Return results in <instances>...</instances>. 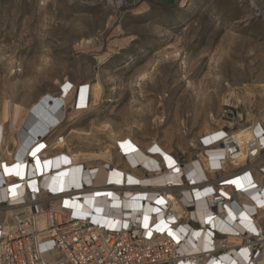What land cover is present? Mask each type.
Wrapping results in <instances>:
<instances>
[{"label":"rangeland","instance_id":"rangeland-1","mask_svg":"<svg viewBox=\"0 0 264 264\" xmlns=\"http://www.w3.org/2000/svg\"><path fill=\"white\" fill-rule=\"evenodd\" d=\"M96 82L102 98L77 110L79 89L89 95ZM259 83L264 17L250 0H0V154L9 161L28 109L69 84L65 119L45 139L74 153L109 151L125 168L118 150L129 139L188 156L217 128L264 118V101L244 87Z\"/></svg>","mask_w":264,"mask_h":264},{"label":"built area","instance_id":"built-area-1","mask_svg":"<svg viewBox=\"0 0 264 264\" xmlns=\"http://www.w3.org/2000/svg\"><path fill=\"white\" fill-rule=\"evenodd\" d=\"M176 1L179 6L185 7L193 0ZM250 4L256 15L264 17V2L250 0ZM239 120H243V117L239 116ZM255 121H258L255 126L257 139L247 142L244 150L245 160L242 162L235 157L243 151L234 141L233 135L241 129L251 127ZM255 121L246 127H228V130L221 127L223 136L210 143L202 137L197 143L196 152L188 156H174L175 164L167 167L179 174L182 181L177 183L166 180L162 183L160 191L155 193V197L160 199L166 192L173 193L184 208L182 215H177L178 212L171 203L165 200L164 203H159L155 197H151V192L155 190L156 185H160L159 183L154 184L149 179L133 183L124 182L120 186L124 189H148L150 203L158 208V213H150V216L157 217V222L149 223L147 227L137 220H131L130 217L125 218L122 223L115 222L112 218L101 222L90 215L74 212L73 203L85 197L86 193L82 192L84 188L87 190L93 186L111 187L108 181H84L83 185L71 184L59 191L41 185L33 190L28 186V200L10 203L7 199H0V207L4 208L28 203L26 207L9 216L13 228L9 235H2L0 238V264H207L220 259L226 264H264V213H259L264 207V194L258 210L250 211V219H245L244 222L240 219V193H245V188L261 187V184L253 179H257L258 175L264 179V120ZM224 139L229 141L232 157L230 163L226 165L225 155H218L214 159L216 163L211 165V171L215 172L213 175H207L200 181L191 179L185 172L186 167L198 160L200 154L208 155L207 149L204 152L202 149L209 145H218L220 147L216 150H225L227 146ZM41 140L42 144L46 141L45 137H41ZM118 152L124 153L121 147ZM100 161L84 162L82 167L91 171L99 167L97 165ZM113 164L114 161H102L100 167L107 171L111 170ZM150 173V169L146 168L141 175L149 176ZM245 175L252 177L245 187L232 183ZM103 176L107 177L105 173ZM183 187L187 189L184 190ZM223 189L226 192H223ZM186 191L188 196L185 195ZM198 193H201L205 200L200 213L196 209ZM259 193L260 191H257V194ZM210 196L214 197L213 201ZM148 199L143 198L142 202L147 204ZM251 199L256 200L253 196ZM4 208H0V214L4 213ZM230 213L235 215L232 219ZM39 215H44L47 220V225L42 228L35 224L36 216ZM203 218L209 219L206 224L202 223ZM237 221L243 228H238ZM158 223L165 226L158 228ZM195 227H206L210 232V237L199 245V250L192 244L196 240H189L190 228ZM231 238H238L240 241L232 243ZM204 244L208 247L203 248ZM43 252L49 254L50 259L45 260ZM236 254H239L243 261H240ZM224 255L228 257L222 259Z\"/></svg>","mask_w":264,"mask_h":264},{"label":"bare ground","instance_id":"bare-ground-1","mask_svg":"<svg viewBox=\"0 0 264 264\" xmlns=\"http://www.w3.org/2000/svg\"><path fill=\"white\" fill-rule=\"evenodd\" d=\"M244 87H246L245 90L247 92V97L251 102L253 99H257L259 104L264 101V83H259L257 85L246 84ZM72 89L73 85H66L64 87V92H61L58 96L47 94L28 109L26 118L23 120L18 132L19 139L16 141L17 144L21 143V146L18 145L20 148L18 155L13 158V153L10 152V150H7L8 155L13 158L9 161L8 159L3 158L4 153L0 154V199H7L10 203L28 200L30 199L27 190L28 186L33 190H36V188L41 185L45 188L51 187L54 191H59L61 188L71 186V184L77 186L83 185L84 181H91L92 183L96 180L98 183L108 181L109 184L112 185L111 187L98 188L93 186L87 190L84 188V191L82 192L86 193L85 197L73 203L75 208L74 212L80 215H90L92 218L101 222L108 221L112 218L113 221L122 223L127 217H130L131 220L139 221L143 226H145V223H147L148 226L149 223L157 222L156 216H150V213L152 212L158 213V208L150 203V199H148V189H145V187H137L134 189L135 191H132L131 189H124L120 186L126 181L133 183L140 182L142 179H149L154 184H160L156 185V187L154 186L155 190L151 192V197L154 198L155 193L160 191L159 189L162 188V183L166 180L181 183L182 179L179 177V174L174 173L173 169L169 170L167 167L169 166L170 168L175 164L176 160L174 156L161 146H152L147 151H142L135 142L130 139L126 141L125 138L121 141H126L133 146L131 147L122 144L121 148L124 153L119 152L120 159L126 162L127 167L124 168L121 164L114 163L111 170L105 171V168L100 167V162L114 161L112 153L109 151H79L74 153L69 150L65 152L63 149H55L54 145H52V143L49 144L48 140H46L44 144L41 143V137H46L65 119L67 100L73 94ZM82 91L84 92L83 96L81 95ZM87 92V85L82 86L77 92V99L74 104L75 106L76 104L79 106L77 110H83L89 107L88 99L90 100L91 94L93 95V101L95 103L99 101L102 98L103 86L100 82H96L90 88L89 95ZM62 93H65L64 97L62 96ZM21 111L22 106L19 104L16 105V119L19 118ZM6 112H8V110H6ZM46 113L48 114L46 115ZM257 120H264V118H259ZM257 124L258 121H255L251 127L241 129L233 135L234 141L241 146L243 151L240 154H236L235 157L242 162L245 160L244 150L247 142L257 139L255 135V126ZM220 129L221 128H217L204 135L205 141L210 143L214 139L223 136L224 133ZM70 130V134H89V132L79 131L75 128ZM25 134L33 137L28 145H26L27 138ZM228 142L227 139H224V143L227 146L225 150H216V148L219 149L218 147H220L218 145H209L207 148H203V152L207 149L208 155H205L204 153L200 154L198 160L193 161V163L191 162V164L186 167L185 172L188 173V176L195 181H200L205 179L207 175H213L215 172L211 171V165L216 163L214 159L215 157H218V155H225L224 162L226 165L229 164L232 157L230 156L231 152ZM41 145L45 148L40 147ZM0 149V152H2L3 149ZM33 153H35V156H33ZM30 156H33V158ZM98 160L101 161L97 165L99 167L96 169L87 171L82 167V163L84 162ZM37 161H39V163H37ZM146 168L150 169V175H141L142 171ZM103 173H105L107 177L103 176ZM253 179H255V182L261 184V187L251 189L245 188V193H240L242 203L240 219L242 222H244L245 219H250V211L255 209L258 210L259 205L262 203L264 179L260 175L257 176V179ZM251 180L252 177L250 175H245L243 178L241 177L238 179L236 183L240 187H245V185L251 182ZM36 183L38 186H36ZM182 189L186 190L187 188L183 187ZM257 191H260V193L257 194ZM223 192L226 191L223 189ZM185 195L188 196L187 191ZM202 196L201 193L197 194L198 202L196 209L198 210V213L202 211V206L204 207L205 203L204 197ZM251 196L256 198V200H252ZM143 198L149 200L147 204H145V201L142 202ZM209 198L211 201L214 199L213 196H210ZM154 199L159 203H164V200L171 203L172 207L178 212L177 215H182L184 213V208L171 192H166L160 199L157 196ZM27 205L28 203L5 206V208L0 207L4 208V213L0 214V238L2 235H9L13 228L12 223L9 221V216ZM227 212L228 211H226V213ZM259 213H264V207L261 211L259 210ZM234 216L235 215L232 214L231 219ZM207 220L209 219L203 218L201 221L203 224H206ZM35 224L38 228L46 226V217L44 215L36 216ZM161 225L163 227L165 226L163 223H158L159 227H162ZM237 226L238 228H243V225H241L239 221H237ZM206 227L203 229L197 227L190 228L189 240L192 242L193 240H196L192 244L198 250L199 245L203 244L204 240L210 237V232L206 230ZM230 240L232 243L240 241L238 238H231ZM207 247V244L203 245V248ZM42 256L45 260H48L51 257L44 252L42 253ZM227 257L228 256L224 255L222 259H226ZM236 257L240 261H243V258L239 254H236ZM207 264H226V262L220 259L218 261L215 260L214 262H208Z\"/></svg>","mask_w":264,"mask_h":264},{"label":"trees","instance_id":"trees-1","mask_svg":"<svg viewBox=\"0 0 264 264\" xmlns=\"http://www.w3.org/2000/svg\"><path fill=\"white\" fill-rule=\"evenodd\" d=\"M83 90H85V89H83ZM83 94H84V92L82 91L81 92V95L83 96ZM48 113H46V115H47ZM26 135V134H25ZM26 138H27V142H26V145H28L31 141H32V136H29V135H26Z\"/></svg>","mask_w":264,"mask_h":264},{"label":"snow or ice","instance_id":"snow-or-ice-1","mask_svg":"<svg viewBox=\"0 0 264 264\" xmlns=\"http://www.w3.org/2000/svg\"><path fill=\"white\" fill-rule=\"evenodd\" d=\"M40 147H43V145H41ZM33 156H35V153H33ZM37 163H39V161H37ZM17 174H19V173H17ZM232 183H236V181H233ZM67 203V202H66ZM127 225H125V227H126ZM145 227H147V223H145ZM158 228H159V226H157Z\"/></svg>","mask_w":264,"mask_h":264},{"label":"crops","instance_id":"crops-1","mask_svg":"<svg viewBox=\"0 0 264 264\" xmlns=\"http://www.w3.org/2000/svg\"><path fill=\"white\" fill-rule=\"evenodd\" d=\"M132 143V142H131ZM126 145H128V146H131V147H133L130 143H128V142H126L125 143ZM132 144H134V143H132ZM137 172V171H136ZM138 173V172H137Z\"/></svg>","mask_w":264,"mask_h":264}]
</instances>
